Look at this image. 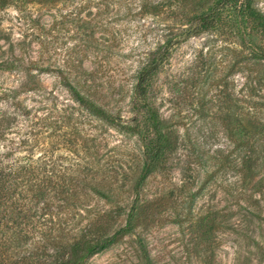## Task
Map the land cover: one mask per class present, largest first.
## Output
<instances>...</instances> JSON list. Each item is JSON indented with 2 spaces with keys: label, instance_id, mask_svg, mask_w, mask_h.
<instances>
[{
  "label": "rangeland",
  "instance_id": "1",
  "mask_svg": "<svg viewBox=\"0 0 264 264\" xmlns=\"http://www.w3.org/2000/svg\"><path fill=\"white\" fill-rule=\"evenodd\" d=\"M33 1L24 14L11 6L1 15L0 59L12 46L34 63L38 87L19 96L23 106L56 119L70 115L77 124L66 132L74 127L91 139L80 141L74 154L86 153L107 196L91 197L73 223L109 213V236L134 207L132 232L84 264H264V36L258 28L226 23L194 34V17L216 0ZM253 6L264 14V0ZM154 60L148 100L169 149L135 189L152 137L136 86ZM21 77L4 74L0 86L15 87ZM70 82L89 90L107 119L74 103Z\"/></svg>",
  "mask_w": 264,
  "mask_h": 264
},
{
  "label": "trees",
  "instance_id": "2",
  "mask_svg": "<svg viewBox=\"0 0 264 264\" xmlns=\"http://www.w3.org/2000/svg\"><path fill=\"white\" fill-rule=\"evenodd\" d=\"M36 2L0 0V20L7 7L13 6L24 14L29 11L28 5ZM194 21V34L218 29L226 23L239 30L242 24L250 22L251 28L257 27L264 36V14L253 6V0H216ZM9 51L7 57L0 59V77L10 73L22 77L15 87L0 86V264H84L118 236L132 232L134 207L125 226L112 235L107 236L104 226L109 213L75 227L74 218L91 197L107 196L106 183L97 177L98 170L92 169L86 153L74 154L80 141L86 145L91 139L79 137L74 127L66 132L69 125L77 124L70 115L56 119L55 115L39 114L21 104V94L37 89L38 76L32 72V61L17 57L12 46ZM166 55L165 51L158 57ZM157 69L154 60L139 75L136 86L152 137L135 189L169 149L158 113L148 100ZM68 87L74 103L100 121L107 119L106 111L89 90L80 89L76 82L68 83Z\"/></svg>",
  "mask_w": 264,
  "mask_h": 264
}]
</instances>
